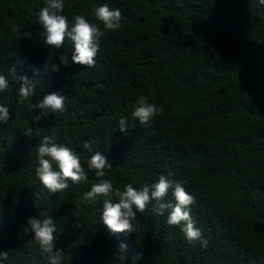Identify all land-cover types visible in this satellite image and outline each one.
<instances>
[{"label": "trees", "instance_id": "1", "mask_svg": "<svg viewBox=\"0 0 264 264\" xmlns=\"http://www.w3.org/2000/svg\"><path fill=\"white\" fill-rule=\"evenodd\" d=\"M75 15L105 32L94 67L74 63V41L43 43L38 13L45 0H0V74L8 88L0 105V264H48L31 236L29 217L44 211L56 224L54 250L63 264H264V5L259 0H64ZM119 9L121 28L105 29L93 5ZM15 23L20 32H12ZM30 31L31 38L22 33ZM68 64H60V55ZM53 64L59 71H52ZM15 71H12V69ZM34 70L38 75L34 77ZM23 76L34 94L19 102ZM65 97V111L35 123L44 95ZM154 93V95H153ZM163 109L149 126L131 115L139 96ZM127 118V134L119 129ZM31 129V135L28 130ZM44 136L71 148L87 181L50 193L36 175ZM90 142L92 150L82 147ZM112 167L97 177L95 152ZM58 170V169H57ZM164 175L195 198L191 217L201 239L169 225L152 204L137 212V231L113 234L103 201L82 203L101 179L114 188L151 186ZM166 201L175 204L169 191ZM74 209L78 215L68 211ZM207 240V244L202 243ZM127 245L125 262L119 245Z\"/></svg>", "mask_w": 264, "mask_h": 264}, {"label": "clouds", "instance_id": "2", "mask_svg": "<svg viewBox=\"0 0 264 264\" xmlns=\"http://www.w3.org/2000/svg\"><path fill=\"white\" fill-rule=\"evenodd\" d=\"M264 5V0H259ZM64 0H45V6L38 13V22L43 27V43L56 49L64 45L66 37L71 38L74 43V51L71 57L77 64L94 67L96 56L99 51V41L105 32L99 27L88 22L83 15H75L74 23L69 26L68 18L64 16ZM95 17L103 22L105 29L117 31L121 28V12L119 9H111L107 4L100 6L93 5ZM12 32H20L19 27L13 23ZM23 38H31V32L22 33ZM60 64L67 65L68 57L60 55ZM12 71H15L13 68ZM52 71H59V65L53 64ZM38 72L34 70V77ZM21 83L18 89L19 102L23 103L34 94V79L28 76L20 78ZM8 88V81L5 76L0 74V92ZM154 95V93H153ZM39 109V114L34 116L33 121L39 122L46 118L50 113H63L65 111V97L58 92H52L44 95L38 103L33 105ZM163 114V109L150 103L147 96L141 95L136 100L134 110L131 115L138 120L142 126H149L153 119ZM9 119V109L0 105V122H7ZM119 129L127 134V118L121 117L119 120ZM32 130H28L31 135ZM83 148L91 151L90 142H85ZM38 167L36 175L43 186L50 193H57L66 190L70 180L73 184H80L87 181V175L81 166L79 156L69 147L56 142L54 136H44L37 148ZM90 170L95 171L97 177L105 176V169L112 167L107 157L100 152H95L88 161ZM58 169V170H57ZM175 199V204L166 201L169 193ZM98 196L106 197L103 201L102 221L103 224L113 234L132 233L137 231V212L143 213L149 204L157 215H163L170 209L167 216L169 225H182V231L189 241L201 239V229L196 227L191 217L190 206L195 203V198L189 194L182 183L174 181L164 175H161L157 182L151 186L145 185L141 189L134 188L127 184L123 189L113 186L109 179H101L100 182L92 185L91 190L86 192L82 198V203H90L96 200ZM71 215L78 213L74 209L68 210ZM56 233V224L52 216L44 211L40 212L39 218L29 217L23 228V234L20 238L31 236L47 254L48 264H63V253L61 250H54V234ZM204 245L207 240H203ZM121 253L120 260L125 262L127 257V245H119ZM8 259L7 251H0V261Z\"/></svg>", "mask_w": 264, "mask_h": 264}]
</instances>
